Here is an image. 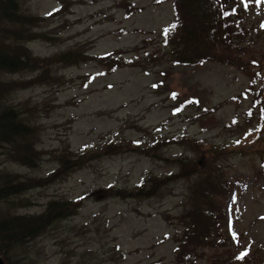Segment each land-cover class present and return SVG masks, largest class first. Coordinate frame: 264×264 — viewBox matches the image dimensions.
Listing matches in <instances>:
<instances>
[{"label":"rangeland","instance_id":"1","mask_svg":"<svg viewBox=\"0 0 264 264\" xmlns=\"http://www.w3.org/2000/svg\"><path fill=\"white\" fill-rule=\"evenodd\" d=\"M248 1L238 30L254 42L258 63L252 70L264 80V0ZM17 4L33 19L25 27L33 39L25 44L44 60L43 69L0 70V109H21L39 152L29 166L8 159L0 148L1 176L11 172L30 187L2 201L0 216L40 213L51 198L87 197L73 215L14 249L13 264H176L178 217L194 185L185 173L199 167L222 171L236 190L224 199L218 223L223 226L216 231L223 241L204 247L194 264H264V125H258L251 95L243 92L248 75L211 59L176 62L169 45L174 28L165 35L175 19L173 0ZM69 50L86 59H50ZM107 53L120 56L114 72L92 59ZM172 138L181 142H167ZM110 140L128 145L113 151ZM63 149L87 153L73 172L63 170L48 181ZM177 158L189 162L185 171ZM149 176L162 180L156 196L115 195ZM244 251L248 255L236 260Z\"/></svg>","mask_w":264,"mask_h":264},{"label":"trees","instance_id":"2","mask_svg":"<svg viewBox=\"0 0 264 264\" xmlns=\"http://www.w3.org/2000/svg\"><path fill=\"white\" fill-rule=\"evenodd\" d=\"M250 4L248 0H173L175 19L172 25L175 24L176 27L169 37V45H172L171 54L176 62L197 64L211 59L222 64L237 66L244 71L249 77V82L243 92L251 95L252 104L259 110L258 125L262 127L264 125V80L257 78L256 72L252 70L258 63L255 51L251 49V43L254 42L243 39L246 36L244 30L242 32L238 30L243 25L242 14ZM225 12L229 15H224ZM32 20L30 16H24L20 12L17 0H0L1 71L43 69L41 64L44 60L32 56L25 44L33 39L32 29L29 27L28 31L25 28L33 25ZM171 26L168 28L169 32L173 29ZM169 32L166 34L167 37ZM237 33H241L243 37L238 39ZM42 34L47 36L45 33ZM86 56L87 54L69 50L60 55H54L50 59L55 62L67 60L66 64H72L84 61ZM115 56L109 53L92 59L105 65L107 67L105 69L110 71L114 65L118 66L119 58ZM108 60L110 64L106 62ZM20 110L10 106L0 109V148L7 150L8 159L33 166L38 160L39 150L36 149L34 129L24 118V114L19 113ZM250 110V113H253L254 108ZM169 141L181 142L178 138L167 140ZM258 141L256 138L253 143L258 144ZM107 145L113 151H119L128 144L124 140L120 144L110 140ZM192 145L194 149L198 146L195 142ZM86 153V151L75 153L72 150L63 149L56 154L58 168L52 171V175L47 180L61 177L60 173L63 170L67 172L65 175L73 172L71 171L74 168L73 164L79 167ZM262 155L261 169L264 173V153ZM175 163L182 171L190 165L182 158L175 159ZM195 166H198L197 163L193 164L192 168ZM10 173L6 172L4 179L0 170V203L10 195L19 194L30 188H27L24 180L13 179ZM213 173L202 171L200 167L199 171L185 173L194 185L191 186V194L185 202L188 203V207L183 206L178 217L179 224L174 238V240L180 238L174 254L176 264L197 263L204 247L217 245L224 239V237L220 239L216 231L223 226L222 223L220 225L218 223L222 220L221 213L225 209V196L228 197L235 189L224 178L222 171L219 175L217 170ZM161 181L149 176L141 180L133 189L115 190L114 193L119 196L126 194L133 198L148 199L156 196ZM85 197L87 196L83 194L73 199L51 198L40 213L14 212L0 216V258L5 264H13V257L16 256L14 249L23 242L39 236L49 226H54L67 216L73 215V209H76L78 202ZM7 252L10 254L8 255ZM120 253L123 254V252ZM239 259L236 256V260Z\"/></svg>","mask_w":264,"mask_h":264},{"label":"snow or ice","instance_id":"3","mask_svg":"<svg viewBox=\"0 0 264 264\" xmlns=\"http://www.w3.org/2000/svg\"><path fill=\"white\" fill-rule=\"evenodd\" d=\"M257 2H259V0H257ZM233 11H235V9H233ZM49 15H51V13H49ZM224 15H229V13H227V12H225L224 13ZM172 28H175L176 27V25L175 24H173L172 26H171ZM262 27H264V25H262ZM169 32V30L168 29H166L165 30V33L167 34ZM176 96V94L175 93H173V97H175ZM175 111H180V109H176ZM237 143H239V141H237ZM231 199L233 200V201H235V199H236V197L233 195L232 197H231ZM235 233H233V236H234V238H235ZM248 255V252L247 251H244V252H242L241 254H240V259H243L244 257H246Z\"/></svg>","mask_w":264,"mask_h":264},{"label":"water","instance_id":"4","mask_svg":"<svg viewBox=\"0 0 264 264\" xmlns=\"http://www.w3.org/2000/svg\"><path fill=\"white\" fill-rule=\"evenodd\" d=\"M0 264H4V262L2 261V259L0 258Z\"/></svg>","mask_w":264,"mask_h":264}]
</instances>
